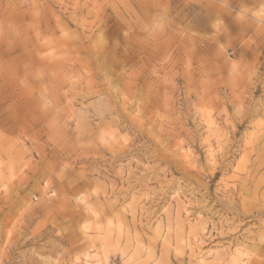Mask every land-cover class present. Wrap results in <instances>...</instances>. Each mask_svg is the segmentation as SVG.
<instances>
[{
	"label": "rangeland",
	"instance_id": "374dc122",
	"mask_svg": "<svg viewBox=\"0 0 264 264\" xmlns=\"http://www.w3.org/2000/svg\"><path fill=\"white\" fill-rule=\"evenodd\" d=\"M0 264H264V0H0Z\"/></svg>",
	"mask_w": 264,
	"mask_h": 264
},
{
	"label": "snow or ice",
	"instance_id": "6c2138e0",
	"mask_svg": "<svg viewBox=\"0 0 264 264\" xmlns=\"http://www.w3.org/2000/svg\"><path fill=\"white\" fill-rule=\"evenodd\" d=\"M53 194H55V193H53Z\"/></svg>",
	"mask_w": 264,
	"mask_h": 264
}]
</instances>
